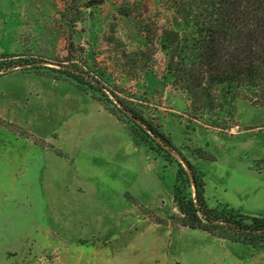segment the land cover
Instances as JSON below:
<instances>
[{
    "label": "rangeland",
    "instance_id": "obj_1",
    "mask_svg": "<svg viewBox=\"0 0 264 264\" xmlns=\"http://www.w3.org/2000/svg\"><path fill=\"white\" fill-rule=\"evenodd\" d=\"M174 22L165 0H0V56L22 62L0 70V264H264V247L183 224L182 156L152 151L103 95L142 109L205 172L209 206L264 216V106L196 105L167 51L147 47V29Z\"/></svg>",
    "mask_w": 264,
    "mask_h": 264
},
{
    "label": "trees",
    "instance_id": "obj_2",
    "mask_svg": "<svg viewBox=\"0 0 264 264\" xmlns=\"http://www.w3.org/2000/svg\"><path fill=\"white\" fill-rule=\"evenodd\" d=\"M165 1L174 11L175 25L147 29L146 41L149 49L158 44L167 51V68L175 83L203 110L235 107L239 96L264 106V0ZM132 12L128 7L122 10L127 16ZM137 55L143 60L149 58L146 50ZM130 60V64L138 62L136 58ZM55 63L64 65V61ZM18 65L22 62L12 56H0V70ZM63 71L77 80L81 89L88 91L84 85L94 87L82 76ZM108 90L117 98L113 102L104 92L113 105L108 107L110 112L121 120L126 118L136 137L167 160L175 159L169 149L182 156L185 165L177 161L173 198L183 224L231 241L264 247V216L246 214L226 204L209 206L205 172L142 109Z\"/></svg>",
    "mask_w": 264,
    "mask_h": 264
},
{
    "label": "crops",
    "instance_id": "obj_3",
    "mask_svg": "<svg viewBox=\"0 0 264 264\" xmlns=\"http://www.w3.org/2000/svg\"><path fill=\"white\" fill-rule=\"evenodd\" d=\"M68 192V191H67ZM63 193L64 192H62V191H60L59 192V194L61 195V196H63ZM65 194V193H64ZM66 195H68L69 197L72 195V192L70 191V192H68V194H66ZM65 197H67V196H65ZM67 199V198H66ZM55 200H57V197H56V199ZM8 255H6V257H7Z\"/></svg>",
    "mask_w": 264,
    "mask_h": 264
}]
</instances>
